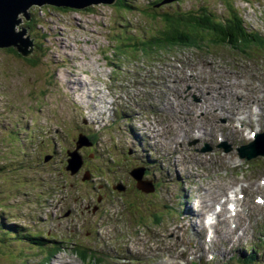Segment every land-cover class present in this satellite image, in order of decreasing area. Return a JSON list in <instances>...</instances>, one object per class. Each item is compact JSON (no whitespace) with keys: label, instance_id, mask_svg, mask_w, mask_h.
<instances>
[{"label":"rangeland","instance_id":"374dc122","mask_svg":"<svg viewBox=\"0 0 264 264\" xmlns=\"http://www.w3.org/2000/svg\"><path fill=\"white\" fill-rule=\"evenodd\" d=\"M97 4L82 10L34 5L27 10L29 20L20 15L21 23L13 28L14 32L27 29L23 38L29 36L33 40L32 54L22 57L0 49V264H104L102 260H95V249L102 246L98 243L101 237L104 238L102 247H105V238H110V245L141 240L140 251L146 253L150 249L151 252L147 256L152 259L146 264L179 263L182 256L178 257L177 246L182 244L177 240L181 233L168 239L167 230L184 225L180 203H184L183 209L195 206L200 186L210 181L244 183L241 214L250 218L251 224L255 220L264 223V157L244 162L238 159L234 149L229 152L233 159L225 161L221 159L224 153L220 149L200 153L186 150V145H177L176 154L168 156V163L183 171L181 177L186 173V180L193 178L191 173L206 169L207 175L202 174L205 182L198 181L187 192L174 187L168 195L159 188L146 193L150 196H142L143 192L134 189L135 182L130 181L127 173L139 169L128 167V162L141 147L134 143L132 123L127 122L123 113L127 111L129 116L142 122L145 118L149 125L154 118L162 131L168 119L167 104L171 105L176 64L180 59L187 60L188 65L181 67L189 69L192 58L190 74L199 70L201 77H210L221 85L219 100L229 117L223 116L225 123L219 122L214 127L217 140L226 142L228 134L234 145L244 142L248 125L236 130L239 128L234 125L233 116L243 113L245 106L252 105L255 113L264 108V94L262 103L256 94V91L264 93V51L259 52L261 57L249 59V52L244 54L245 58L234 50H213L216 56H209L210 50L206 47L162 46L128 53L122 52L117 44L128 37L136 41L161 37L167 17L186 19L201 14L213 20H225L230 7L237 9L249 30L264 40V0H121L120 6ZM31 60H36V64L31 65ZM158 77L167 80L168 93L160 87ZM234 79L239 80L242 89L233 85ZM151 81L156 82L154 89ZM150 90L154 93L151 106L142 95ZM161 92L166 95L161 96ZM122 103L130 105L120 109ZM113 104L116 112H112ZM131 107L133 112L129 110ZM104 109L108 112L104 113ZM244 116L238 118L246 119ZM253 123L257 124L258 133L264 132V121ZM83 139L86 141L78 148V154L86 160L84 168L83 159L77 173L70 176L64 169L66 150L73 152L74 143ZM259 153H264V148H259ZM159 155L167 169L165 177L178 186V177L167 164L166 155L161 151ZM194 161L197 165L202 162L201 166L197 167ZM112 183L124 189L113 191L109 188ZM259 197L263 199L262 204H257ZM129 202L151 206L149 210L153 212L146 218L140 217L136 223V217L127 210ZM130 205L140 209L133 203ZM172 205L176 207L174 210ZM122 214H127L131 222ZM233 220L236 223L237 217ZM193 222L194 219L189 221ZM244 223L241 220L239 228ZM128 225L136 232L129 231ZM11 226L18 232L15 236L7 233ZM258 230L257 226L255 231ZM225 231L226 235L231 234L228 229ZM249 231L246 226V239ZM35 235H41L49 243L56 241L59 251L52 254L49 243L36 247L30 239ZM261 239V247H256L259 243L242 242L241 254L249 253V248L256 252L248 264H264V230ZM216 240L223 247L222 234ZM164 246L174 258L160 262ZM190 248L197 250L193 244ZM158 249L159 253L154 255ZM230 253L238 254L234 247ZM207 258V254L200 257L201 264ZM190 259L191 255L182 257L180 263L194 264ZM220 260L219 255L214 256L210 264H222Z\"/></svg>","mask_w":264,"mask_h":264},{"label":"trees","instance_id":"16d2710c","mask_svg":"<svg viewBox=\"0 0 264 264\" xmlns=\"http://www.w3.org/2000/svg\"><path fill=\"white\" fill-rule=\"evenodd\" d=\"M114 3L120 6L121 0H116L112 4ZM62 9L68 8L62 7ZM164 23L166 26L161 33V37H151L150 39L140 38L138 41L134 37H128L117 44L119 48H122V52L128 53H138L144 49L155 50V47L162 46L178 48L190 47L194 49L206 47L210 51L230 49L242 55L247 52L255 55V48L259 52L264 51L262 48L264 40L249 30L241 18L239 11L233 7H230V10L228 9L225 20H213L205 15L199 14V16L188 17L186 19L170 20L167 17ZM193 40L196 43H193ZM197 42H202L203 44ZM6 51L15 53L16 50L15 48H7ZM29 62L31 65L36 64V60ZM7 233L15 236L18 232L15 230V226H11L7 229ZM30 239L36 247H44L46 246L45 243H49V241L41 239V235L30 236ZM49 246L52 248V254L59 251L56 241L49 243ZM249 258L252 259V256L250 255Z\"/></svg>","mask_w":264,"mask_h":264},{"label":"water","instance_id":"95a60500","mask_svg":"<svg viewBox=\"0 0 264 264\" xmlns=\"http://www.w3.org/2000/svg\"><path fill=\"white\" fill-rule=\"evenodd\" d=\"M115 0H0V49H7L15 47L18 54L23 57H29L33 52V40L23 35L27 33V29H20V31H13L14 25L17 26L22 20L18 17L22 15L25 20H29L28 11L30 7L37 5H49L56 8L66 7L70 9H85L91 5L112 4ZM19 29V28H18ZM76 143L77 147L73 152H67V166L65 170L74 175L83 164V159L78 154V148L82 147V142ZM90 146V143H86Z\"/></svg>","mask_w":264,"mask_h":264},{"label":"bare ground","instance_id":"6f19581e","mask_svg":"<svg viewBox=\"0 0 264 264\" xmlns=\"http://www.w3.org/2000/svg\"><path fill=\"white\" fill-rule=\"evenodd\" d=\"M263 47V49H264V45H262ZM11 48H15V47H11ZM255 48V47H254ZM9 49V48H8ZM254 51H255V53L257 54L258 52H259V50L258 49H254ZM192 74H190V76H188L187 77V79H186V81L185 82H193L194 80L192 79ZM233 85L236 87V88H238V89H242V87H240V84H237V83H235V82H233ZM244 92V91H243ZM243 97H244V93H243V95H242ZM235 98H237V97H235ZM239 99V98H238ZM239 100H241V99H239ZM163 104H164V102H163ZM241 106H243V105H241ZM130 110V112H132V108H130L129 109ZM249 111H245V112H243V113H241L242 115H245L244 117L246 118V119H248V115H246L247 113H248ZM192 113L193 112H191V111H189V115H192ZM124 115H125V117H126V119L127 120H129L131 123H132V128L133 129H135V124H140V122H142V120L141 119H139V118H133V120L131 119V118H129L130 116H129V114H128V112L126 111H124ZM235 118H236V121H240V118H238V115H235L234 116ZM246 119H244V121H243V127H245L246 125H248V126H253V124L251 123V122H249L248 120H246ZM183 122V121H182ZM197 132H198V128H196L195 129ZM189 132L191 133V132H193L192 131V127H189ZM147 134H149L150 136H151V141H146V140H144L145 141V144H141V145H144V146H146V147H148V150L150 151V150H152V152H153V150H156V149H159L162 153H164V155H166V162H167V164H168V162H169V159H168V157H167V155H168V153H169V151L171 152V149H169L167 146H165L164 144H162L161 142H160V137H158L156 134H154V133H150V132H146ZM249 135H250V133H248L247 134V137H249ZM141 137H139V139H140ZM142 139V138H141ZM259 140V139H258ZM137 141H139V140H137ZM193 141L195 142V139H193ZM260 141V140H259ZM249 142V140L245 137V139H244V143H242L241 144V147H245L246 146V143H248ZM140 143V142H139ZM251 143V150H253L254 149V147H257V144L256 143H254V142H250ZM190 144V143H189ZM176 145V144H175ZM175 145H174V148H175ZM230 151L229 150H225L224 151V154H222L221 156L223 157V159L225 160V161H231L233 158L230 156V154L231 153H229ZM226 153H229V154H226ZM231 155H233V154H231ZM211 157L212 158H215L216 156L215 155H211ZM256 160V159H255ZM159 166H160V169H161V171L163 170V166H162V164L161 163H159ZM235 167H237V165H235ZM164 169L165 170H167L165 167H164ZM131 172H129V174H130ZM166 173H164V175H165ZM164 175H162V173H160V175H159V177H158V180L159 179H161V181L162 182H164V181H166L167 180V177H164ZM176 176L178 177V182L179 183H181V178L179 177V175H177V173H176ZM230 181V183H226V184H224V187H225V189H228V190H231V191H233V189L235 188L234 187V183H235V181H232V180H229ZM207 193H209V192H207ZM226 193H225V191H222V192H220V191H218V192H213L211 195H212V200L210 201V202H208V201H204L203 202V204L201 205L202 206V209H206L207 211H209L210 209H211V204L213 203V202H215V201H217L218 199L217 198H220V197H222V196H224ZM227 201V200H226ZM236 203H238L237 201H236ZM247 207L249 208V205H247ZM199 208V207H198ZM199 210V209H198ZM193 213L196 215V218L198 219V225L197 224H195L194 222H193V225L194 226H196L197 228H199L200 230H204L205 228H206V226H202V224H203V222H202V218H201V212H199V211H197V212H194L193 211ZM222 221H224L225 222V220H223L222 219ZM227 221V220H226ZM209 224V223H208ZM210 227V226H209ZM181 231V230H180ZM192 231L193 232H195V233H197L198 235H203L205 232L203 231V232H198V230L197 229H195V228H192ZM257 236V235H256ZM257 239L258 240H262L259 236H257ZM199 240H201V239H199ZM199 240H195L196 241V243L197 244H200L199 243ZM178 242H180V243H184V241L182 240V239H180V240H178ZM196 247H199V246H196ZM195 247V248H196ZM192 253V252H191ZM162 254H163V249H162ZM185 254H187V253H185ZM185 254H180V256H183V255H185ZM194 254H195V250H194ZM120 258H123V257H120ZM170 264H177V263H170Z\"/></svg>","mask_w":264,"mask_h":264},{"label":"flooded vegetation","instance_id":"af4514ba","mask_svg":"<svg viewBox=\"0 0 264 264\" xmlns=\"http://www.w3.org/2000/svg\"><path fill=\"white\" fill-rule=\"evenodd\" d=\"M59 9H62V8H59ZM3 50H5V49H3ZM83 159H84V164H83V168H84V165H85V162H86V160H85V158L83 157ZM87 172H89V174H90V171L87 169ZM90 177H92V174H90ZM92 180V178L90 179V180H87V181H85V183H88V182H90Z\"/></svg>","mask_w":264,"mask_h":264}]
</instances>
